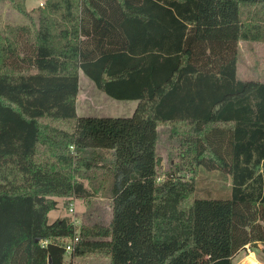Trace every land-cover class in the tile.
Returning a JSON list of instances; mask_svg holds the SVG:
<instances>
[{
	"label": "trees",
	"instance_id": "16d2710c",
	"mask_svg": "<svg viewBox=\"0 0 264 264\" xmlns=\"http://www.w3.org/2000/svg\"><path fill=\"white\" fill-rule=\"evenodd\" d=\"M240 41L264 43V0H0V264H65V240L109 264L264 253V81L237 76ZM79 72L131 116H77ZM161 125L179 163L158 180ZM37 157L72 163V197L105 195L110 221L50 222ZM200 170L228 193L197 196Z\"/></svg>",
	"mask_w": 264,
	"mask_h": 264
},
{
	"label": "rangeland",
	"instance_id": "374dc122",
	"mask_svg": "<svg viewBox=\"0 0 264 264\" xmlns=\"http://www.w3.org/2000/svg\"><path fill=\"white\" fill-rule=\"evenodd\" d=\"M27 9L36 7L38 0H25ZM3 18L12 22L19 21V16L7 7L4 8ZM238 65L237 76L244 80L257 79L264 81V43H238ZM78 95L76 108L79 117H129L131 116L136 102L114 100L95 88L92 82L81 73L78 78ZM170 128L161 125L158 127V137L156 150L160 159L159 179L162 180L167 172L178 165L177 157L178 140L170 137ZM36 185L38 190L47 193L58 201L57 209L48 214L50 222L58 218L70 217L73 223L79 225L103 224L110 221L111 208L108 198L98 193L95 197L87 200L72 197L70 190V179L72 177V163H61L53 158L37 157ZM180 176L190 178L187 171H181ZM46 177L60 178L62 184L57 180H49ZM195 193L197 196L220 197L228 193L230 187L229 178H221L215 172H205L200 170L195 177ZM69 182V183H68ZM72 210V212H69ZM64 245L70 244L69 240L63 242ZM253 255L258 264H264V253L262 246L255 244L246 246L243 250L234 255L232 264H243V260ZM247 255V256H246ZM105 257L85 256L80 258H70V253L64 256V263L68 264H109Z\"/></svg>",
	"mask_w": 264,
	"mask_h": 264
},
{
	"label": "built area",
	"instance_id": "2783aa9c",
	"mask_svg": "<svg viewBox=\"0 0 264 264\" xmlns=\"http://www.w3.org/2000/svg\"><path fill=\"white\" fill-rule=\"evenodd\" d=\"M38 6H43V0H38ZM69 212H72V210H70ZM47 243H48V240H44L42 242V245L45 246ZM63 247L65 250V254L70 253L72 251V244L71 245L70 244H66V245L63 244Z\"/></svg>",
	"mask_w": 264,
	"mask_h": 264
},
{
	"label": "bare ground",
	"instance_id": "6f19581e",
	"mask_svg": "<svg viewBox=\"0 0 264 264\" xmlns=\"http://www.w3.org/2000/svg\"><path fill=\"white\" fill-rule=\"evenodd\" d=\"M247 256V255H246ZM243 264H258L256 260L254 259L253 255L250 254L243 260Z\"/></svg>",
	"mask_w": 264,
	"mask_h": 264
},
{
	"label": "crops",
	"instance_id": "0c3cea01",
	"mask_svg": "<svg viewBox=\"0 0 264 264\" xmlns=\"http://www.w3.org/2000/svg\"><path fill=\"white\" fill-rule=\"evenodd\" d=\"M25 4H26V1H25ZM33 8V7H32ZM81 74V72H79V75ZM93 84V83H92ZM94 85V84H93ZM79 88V87H78ZM76 106V105H75ZM136 106V105H135ZM76 114H77V116H78V110H77V108H76Z\"/></svg>",
	"mask_w": 264,
	"mask_h": 264
}]
</instances>
